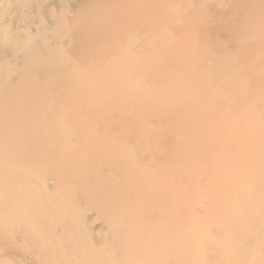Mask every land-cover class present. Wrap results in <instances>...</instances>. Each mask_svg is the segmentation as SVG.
<instances>
[{
    "label": "bare ground",
    "instance_id": "obj_1",
    "mask_svg": "<svg viewBox=\"0 0 264 264\" xmlns=\"http://www.w3.org/2000/svg\"><path fill=\"white\" fill-rule=\"evenodd\" d=\"M0 264H264V0H0Z\"/></svg>",
    "mask_w": 264,
    "mask_h": 264
}]
</instances>
